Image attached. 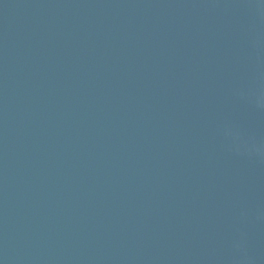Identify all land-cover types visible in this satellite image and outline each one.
<instances>
[{
  "label": "water",
  "instance_id": "1",
  "mask_svg": "<svg viewBox=\"0 0 264 264\" xmlns=\"http://www.w3.org/2000/svg\"><path fill=\"white\" fill-rule=\"evenodd\" d=\"M0 264H264V0H0Z\"/></svg>",
  "mask_w": 264,
  "mask_h": 264
}]
</instances>
